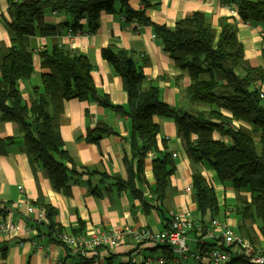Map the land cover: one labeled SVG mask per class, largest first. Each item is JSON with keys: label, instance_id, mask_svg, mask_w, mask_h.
Masks as SVG:
<instances>
[{"label": "crops", "instance_id": "0c3cea01", "mask_svg": "<svg viewBox=\"0 0 264 264\" xmlns=\"http://www.w3.org/2000/svg\"><path fill=\"white\" fill-rule=\"evenodd\" d=\"M126 1L133 10L143 9L153 24L168 28H173L179 20L195 12H201L215 32L216 40L222 25H231L242 44L244 61L250 67L264 68L261 56L264 25L243 23L237 13H231L219 0H149L146 8L139 0ZM8 6L9 0H0V48L9 46L4 22ZM70 21L69 14L47 12L44 23L59 26L58 33L29 37L28 50L33 55V74L30 80L18 82L26 104L31 102L34 87L41 90L40 74L45 70L41 68L39 53L50 51L57 45L89 59L94 86L114 106L125 107L127 97L121 79L101 57V50L106 47L132 53L146 81L159 89L162 102L176 112L202 109L186 97L185 91L190 84L187 72L175 66L149 26L127 21L121 8L113 14L102 13L97 31L93 33L87 31L85 21H82L84 30L73 33L66 28ZM260 89L264 93V82L260 84ZM223 114L229 116L225 111ZM153 121L159 129L157 147L156 150H149L140 164L132 155L131 125L127 116L119 115L111 108L100 107L92 101L64 102L58 123L65 151L75 166L104 173L106 178L102 180L95 173L71 176L67 189L63 191H55L39 163L27 157L18 125L0 122V139H13V142L0 147V222L14 227L7 235L0 233V264L78 263L79 259L73 257L67 247L56 239L59 234L88 237L103 231L120 232L124 228H143L160 233L167 228L171 213H187L200 224L192 193L193 173H199L214 190L218 205L214 218L226 224L236 236L248 241L255 249L264 248L260 223L245 216L243 210L241 214L236 209L238 204L243 207L244 203L250 202L251 192L236 191L230 184L217 182L209 164L192 162L177 136L173 115L154 116ZM99 123L113 132L96 144L87 143V132ZM234 125L249 128L242 122H235ZM215 137L219 138V135L215 134ZM164 151L170 154L175 170L169 178L164 197L156 201L152 160ZM120 186L123 187L119 189ZM187 187L191 190L186 191ZM29 206L34 211L26 214ZM43 206L51 210V228L47 226L50 223L46 220L47 210ZM39 213L44 215L43 222L47 224L41 226L43 236L38 235L36 226ZM210 219V214L203 217L206 223ZM194 232L191 230L187 235L189 255L179 261V256L167 245L146 243L137 250V243L128 237L121 244L98 249L90 256L100 264H210L205 259L197 261L191 254L216 243L212 239L206 240L203 242L205 247L201 249L195 241ZM33 241L45 248L35 249ZM160 258L161 263L158 262ZM243 264L246 263L243 261Z\"/></svg>", "mask_w": 264, "mask_h": 264}, {"label": "trees", "instance_id": "16d2710c", "mask_svg": "<svg viewBox=\"0 0 264 264\" xmlns=\"http://www.w3.org/2000/svg\"><path fill=\"white\" fill-rule=\"evenodd\" d=\"M139 1L143 8L149 6V0ZM229 3L235 5L243 23L264 25V0H229ZM118 8L127 21H137L153 30L162 50L177 68L187 72L190 84L186 97L202 109L176 112L162 102L159 89L146 81L132 53L106 47L101 50V57L121 79L127 97L125 107L114 106L94 86L89 59L57 45L39 53L41 68L45 70L40 74L41 90L34 87L31 102L26 104L18 82L30 80L33 74L28 39L57 34L60 28L44 23V15L47 12L69 14L71 21L66 28L73 33L82 32V21H85L87 31L93 33L97 31L101 14H113ZM4 22L9 46L0 48V122L18 125L24 152L30 160L39 163L55 191L66 190L71 176L95 173L102 180L106 178L104 173L75 166L65 151L58 123L64 102L92 101L127 116L131 125L132 155L140 164L146 153L157 147L159 129L153 117L173 115L177 136L192 162L209 164L217 182L230 184L236 191L251 192L250 202L243 207L238 204L236 209L259 222L260 232L264 234V99L260 97L264 94L260 89L264 68L250 67L244 61L243 47L233 26L223 24L216 40L215 32L201 12L168 28L153 24L143 9H131L126 0H9ZM261 56L264 61V42ZM235 122L245 123L249 128L235 127ZM112 132L99 123L87 132L85 141L96 144ZM10 142L12 138L0 139V147ZM174 170V162L166 151L152 160L156 201L164 197ZM116 183L120 185L118 180ZM192 187L195 213L200 223L206 224L203 217L210 214L214 219L218 210L214 190L199 173H193ZM45 209L50 224L36 225L39 236H43L42 225L52 226L51 210ZM238 260L232 257L226 264H235Z\"/></svg>", "mask_w": 264, "mask_h": 264}, {"label": "built area", "instance_id": "2783aa9c", "mask_svg": "<svg viewBox=\"0 0 264 264\" xmlns=\"http://www.w3.org/2000/svg\"><path fill=\"white\" fill-rule=\"evenodd\" d=\"M219 1L231 13H237L235 5L229 3V0ZM260 97L264 99V94H260ZM190 190V187L186 188V191ZM33 211L31 206L26 208V214H30ZM43 217L42 213L37 214V224L43 222ZM13 229V225L0 222L1 234L7 235ZM191 230H195V241L198 244L203 245V242L210 239L216 243L215 247H208L201 252L191 254L199 262L205 259L210 264H226L233 257L239 259L235 264H243V261L246 264H264V248L255 249L248 241L236 236L232 229L215 218L210 219L206 224H198L187 213L184 215L171 213L170 225L168 229L161 233L143 228H124L120 232L103 231L88 237L78 234H59L56 239L67 247L73 257L79 259L76 264H100L96 258L90 255H93L98 249H108L121 244L125 237L137 243V250H140L141 245L146 243L167 245L179 256L177 259L179 261L189 255L187 235ZM32 244L38 250L45 248V246L36 241H33ZM132 261L134 262L135 258ZM158 262L161 263L162 259H158ZM65 264L75 263L68 262Z\"/></svg>", "mask_w": 264, "mask_h": 264}]
</instances>
